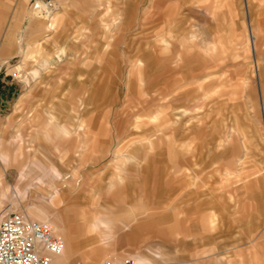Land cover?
<instances>
[{"label": "rangeland", "instance_id": "374dc122", "mask_svg": "<svg viewBox=\"0 0 264 264\" xmlns=\"http://www.w3.org/2000/svg\"><path fill=\"white\" fill-rule=\"evenodd\" d=\"M34 1L0 0V140L7 141H0V153H20L17 170L45 150L53 153L78 238L141 234L150 243L140 250L188 256L203 248L196 258L184 257L194 264H264V1L250 0L262 22L253 23L254 38L245 0H54L50 17ZM72 91H85L97 141L80 136L70 146L43 113L24 121L15 113L25 93L24 116ZM20 122L23 151H13ZM128 147L147 148L151 157L114 161L115 151ZM197 158L199 166L213 161L197 177L198 188L195 174L182 176ZM18 181L16 171L4 178L12 191L6 198L0 192V212H22L12 206L22 201L15 200ZM39 193L50 190L45 185ZM218 213L224 221L210 230L194 221ZM95 217L107 224L92 229ZM95 240L79 247L76 261L85 245H102ZM239 245L240 257L225 251Z\"/></svg>", "mask_w": 264, "mask_h": 264}, {"label": "crops", "instance_id": "0c3cea01", "mask_svg": "<svg viewBox=\"0 0 264 264\" xmlns=\"http://www.w3.org/2000/svg\"><path fill=\"white\" fill-rule=\"evenodd\" d=\"M245 2H246V14L249 19V25H250V30H251V37L254 38L255 36L252 33L253 23L256 22L258 24V22H260L261 24L262 22L259 21L256 17L253 18V15L251 14L250 0H245ZM8 4L10 5V2H8L7 5ZM3 5L6 6V2ZM55 23H56V18L53 17L49 20L47 25L48 27H53ZM173 54H176L175 51ZM172 60H174L173 57H172ZM262 87L260 86L261 91H262ZM81 90L83 89L81 88ZM65 93L66 92H63L62 94H59V95L57 94L52 95L50 99L44 103V105L41 104L39 106L40 108L38 107L36 103V106L32 107L31 110L27 111V114H25L24 116L23 114V111L25 109L24 101L29 96V94L25 93L22 97L19 98L18 102L16 103L15 113L16 112L20 113V118L23 119V121L25 120V118L31 120L32 117L41 119V116L44 115L45 124L54 125L55 134L63 136V140L70 146H72V144H74V142H76V140H78L80 136H83L88 140L95 139V141H97L98 140L96 138L97 136L92 137L93 135L92 129H91L92 120H90L92 116V109H91V103L88 102L87 98L85 97L86 96L85 91H83L82 93L79 92L78 94H76L75 91L70 92L68 95H66ZM261 96H262V100H264L263 92ZM55 109H61L62 111L64 110L67 113L66 114L61 113V112L59 113L55 111ZM41 113H43V115H41ZM262 115L264 116V107H263ZM21 123L22 122H20L19 129L13 141L15 143V146L12 148L13 151H15L16 147H20V150L23 151V147H21V143L17 144V136H21L20 138L21 142H22V139L24 138V133H23ZM45 137H47L50 140L52 139L50 134L45 135ZM0 141H3L4 143L7 142L2 139ZM105 142L103 141L102 144H104ZM139 155L142 156L144 162L148 161V159L151 157L150 156L151 154L149 153V151H147V148L138 150V148H135V147H128L126 149V153L122 152L121 148H118L113 154V159L114 161H121V163L127 164V165L132 164L133 162L137 164L139 161V159H137V156ZM196 155L198 156L197 152H196ZM170 156L171 158L172 157L175 158L176 152L174 153L173 151L169 153V158ZM188 156H192V153L191 154L188 153ZM53 158H54L53 153L45 150V153H43V157L41 159H32V160L27 159L26 165L25 166L22 165L21 170H17L18 165L16 164L10 165L3 172L4 173L3 182H4V178L13 176V173L16 171V173L19 176V181L16 187L14 188V193L16 197L15 200H21L22 197H20V195L18 194L25 192L26 202L23 203L22 201H18V203H16L13 200L12 206L16 208H22L23 210L21 213H23L26 217L28 214V209L34 206V204L38 205L39 208L41 207L40 209L42 210L46 208V205L48 203H51V205L53 204L47 215L52 221V223L54 224V227L57 228L56 229L57 234L62 236L66 241V246H65L63 254L60 256L54 257L55 264H83V262L85 264H97V262L99 261V258L103 256L108 257L109 258L108 260L113 261L114 264H127L125 263L126 259L132 260L133 262H135V264H143V263L144 264H149V263L150 264H159V263L169 264V263H164V261L165 260L168 261L172 259L175 261H179L178 262L179 264H194L193 261H191L190 259H185V258H188L189 256H193L192 258H196V256L199 253L200 254L204 253L203 248L202 250H195L194 253L192 254L190 253V251L187 252L190 254L188 256L185 255L186 257L183 255L184 253H180V252L178 253V251L177 252L176 251L164 252L165 250L152 251L149 248L140 250L141 247H145V246L148 247V244L150 243V239L142 238L143 236H141V234H135V235L132 234L131 236L128 234H123L120 237V240H118V237H117V240H114L111 232L105 234L103 237L99 235L98 232H95V233L91 232L92 234H91V237L88 238L89 240L88 239L85 240L83 237L82 239L78 238L77 232H76V226L74 223L71 222L68 209L65 207V199H66L65 194L66 193L61 192L56 182L57 180L62 178V171L59 165L60 163L59 164L53 163ZM58 160H60L59 162L62 161L60 158H58ZM196 160L194 159L191 162H188L184 165L185 170L182 176L187 177V178H190L191 176V179L195 177L194 178L195 180L194 182L196 184L195 187L198 188L200 180L197 177L200 176L201 174L204 177V172H205L204 168L205 167L208 168V166L209 167L212 166L213 161L211 163L206 162L205 164H200L199 166V158H197ZM167 163H169V161H167ZM241 164H240L241 167H243L244 165L243 161L241 162ZM241 167H238L236 170L240 171ZM118 168L115 170L118 171ZM125 171H129V168H125ZM231 171H232V168L227 169L228 174ZM213 173H216V172H213ZM193 174H195L194 177H193ZM117 175L119 174L117 173ZM202 176L200 177V179L203 180ZM119 179H123V176L119 175ZM45 185L50 190V193L48 195H43L39 193V189H41ZM4 186L9 196L12 191L11 187L7 185L6 183L4 184ZM29 200L32 201V203L34 204L28 206V202H30ZM218 214L216 216L210 217L208 219L209 221L204 220L202 217L198 220L197 218H194L195 219L194 221L199 222L198 228H200V230L202 229L210 230L211 227H213L216 224H219L220 221H224L223 220L225 218L224 215L223 214L218 215ZM259 214L263 216L262 220H264V208L259 210ZM106 224L107 222H105L101 218L95 217L94 220L91 222V228L98 229L101 226H104ZM208 227L210 229H208ZM219 228L220 226L218 225V229ZM207 236L214 239L213 234L212 236L211 234H207ZM91 240L92 241L95 240V242L97 241L99 243H102V245H99L95 242H93L95 243L93 245L91 244L85 245L84 247H82V253H81L82 260L76 261L75 259L76 253L79 247L83 246V243L85 241L88 242ZM240 246L241 245L237 247L231 246V247L226 248L227 250L225 251L229 252L233 250V253H235L236 251L235 249L237 248L238 250ZM240 251H242V248H240ZM236 257H240V256L236 255ZM202 260L203 258L201 259V262H203ZM235 264H247V263L243 261L242 259L241 260L238 259V260H235Z\"/></svg>", "mask_w": 264, "mask_h": 264}, {"label": "built area", "instance_id": "2783aa9c", "mask_svg": "<svg viewBox=\"0 0 264 264\" xmlns=\"http://www.w3.org/2000/svg\"><path fill=\"white\" fill-rule=\"evenodd\" d=\"M33 7L56 10L54 0H35ZM12 75L21 76L19 70ZM65 246V239L54 233L48 221L31 220L20 212L0 213V264H55L54 256L62 254ZM126 263L135 264L130 259ZM103 264L114 262L105 260Z\"/></svg>", "mask_w": 264, "mask_h": 264}, {"label": "bare ground", "instance_id": "6f19581e", "mask_svg": "<svg viewBox=\"0 0 264 264\" xmlns=\"http://www.w3.org/2000/svg\"><path fill=\"white\" fill-rule=\"evenodd\" d=\"M48 9H50V10H48L49 12H47V11H45V15L46 16H51L50 14H51V12H52V10L54 9V8H48ZM41 15L43 14V12H42V10L41 11H38ZM48 14V15H47ZM253 33V32H252ZM19 155H20V153H15V154H13L12 155V153L11 152H8V151H3V152H1L0 153V164H1V166L3 167V170H5V169H7L10 165H14L15 163H17V162H19L18 161V158H19ZM38 169V168H37ZM2 176H3V173H2V171L0 170V192H1V195L4 197V198H6L7 196H8V193H7V190L5 189V186L3 185V180H2ZM55 189V188H54ZM24 191V190H23ZM18 195H20V197H22L21 198V200L23 201V200H26L25 199V196H26V193L25 192H22L21 194H18ZM38 197V196H37ZM35 200V199H34ZM47 201V200H46ZM2 202V201H1ZM53 202V201H52ZM32 203V202H31ZM34 204V203H33ZM53 205V204H52ZM51 203H48L47 205H46V208H44L43 210L42 209H40L39 207H38V205H36V204H34V206H32V207H30L29 209H28V214H27V217H29L30 219H32V220H38V221H48L51 225H52V227H53V230H54V233H56L57 234V231H56V227H54V224L52 223V221L50 220V218L48 217V213H49V211H50V209H51ZM3 212V210L0 212V213H2ZM21 213V212H20ZM23 214V213H22ZM24 215V214H23ZM25 216V215H24ZM26 217V216H25ZM26 217V218H27ZM28 218V219H29ZM69 228V227H68ZM68 236V235H67ZM68 239H69V237H68ZM70 242V241H69ZM72 243V242H71ZM64 252V251H63ZM152 253V252H151ZM161 253V252H160ZM63 254V253H62ZM62 254H60V255H62ZM60 255H56V256H60ZM56 256H54V257H56ZM57 262V261H56ZM126 263V262H125ZM144 264V263H143ZM150 264V263H149Z\"/></svg>", "mask_w": 264, "mask_h": 264}]
</instances>
